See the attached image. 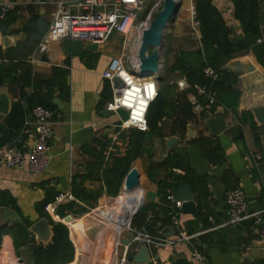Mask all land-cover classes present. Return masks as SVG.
<instances>
[{"label": "crops", "instance_id": "0c3cea01", "mask_svg": "<svg viewBox=\"0 0 264 264\" xmlns=\"http://www.w3.org/2000/svg\"><path fill=\"white\" fill-rule=\"evenodd\" d=\"M3 1L5 0H0ZM43 1L46 3L45 6L35 5L33 0H11L13 5L11 18L8 23L0 25V66L8 70L16 69L17 72L16 85L10 90L8 87L7 90L12 98V105L21 101L27 110L26 122L21 132L23 141L21 148L27 151L32 143L35 134L32 111L39 106L41 98L52 92L53 103L56 100L60 101L62 109L54 105L56 116L50 139L51 165L45 173L32 174L28 156L21 169L9 170L0 164V194L13 198L18 207L17 210L0 208V231L13 228L16 222L26 221L33 225L41 219L37 205L62 193L70 194L72 197L66 203L74 205V213L70 215L76 217L78 214L80 217L93 210H99L105 203L121 195L127 175L133 168H137L146 173V181L142 183L140 180L142 183L140 192L130 200L123 197L115 200L108 211H102L92 218L107 213L120 215V208L124 206L128 210L124 229L126 223L129 222L130 225L132 216L144 204V213L133 229L146 228L151 234L174 242L177 231L170 216L168 218L163 211L164 203L158 186V183L168 176V170L164 168L163 162L172 153L178 155L196 175V181L192 186L194 202L197 205L196 212L187 214L180 210L177 213L181 228L189 234L203 233L198 241L204 244V252L211 264H264V240L260 238L252 217L236 227L223 226L229 219L225 201V192L228 190H240L246 196L248 216L263 213L264 217V148L261 143L264 128L257 127L252 116L245 119L244 113L240 115L237 112L238 102L231 92V95L228 94L230 98L226 96L230 106L224 104L221 99L218 110L205 107L203 111L198 112L194 109L196 96L191 85L184 91L178 86V81L186 80L185 78L181 76L176 80L165 79L163 83L157 81L159 93L165 91L167 94L166 112L158 123L157 130L150 128L149 137L144 141V153L133 162L128 174L117 188H108L106 172L114 166L116 159L126 156L128 141L122 140L121 133H124L128 140L133 136L131 129L121 132L115 129L119 122L117 115L111 118L102 115L106 111V104L114 96L112 83L104 79L102 74L112 59L122 54L124 38L114 34L107 43L99 46L97 52L84 51L75 57H68L60 43L51 44L49 54H41L38 49L48 33L56 4L59 1L71 0ZM205 1L220 14L230 31V39L241 38L243 29L236 19L233 2ZM185 4V10H188V6L190 11L192 7L196 8L195 0H186ZM260 7L264 29V0H260ZM177 18L178 15L173 23L176 27L175 36L184 38L191 35L194 41L193 43L190 39H185L183 43L185 49L179 55L201 50L202 35L197 24L191 19L189 21L186 14L182 19ZM189 24H196L194 34L185 33L184 28ZM7 38L10 39V43L6 46ZM261 39L263 42L264 36ZM242 58L251 60L264 73V69L251 53L241 54L236 59ZM175 63L176 61L170 70ZM54 68L65 69L68 72L67 87L63 93L56 86L43 84L45 79L52 76ZM231 78L237 80L233 86L239 87V78L232 75ZM160 84H164V89L159 87ZM210 115L225 117L228 130L219 137H213L204 125V119ZM5 118L0 115V127L4 125ZM190 126L195 127L196 137L187 136ZM240 134L243 135L242 138ZM171 137L177 138L178 143L169 148L166 140ZM201 138L208 139L211 146L220 147L217 159H208L205 156L199 142ZM121 200H124L125 204L120 203ZM84 221L78 222L82 227L81 231L72 232L76 246L70 232V239L75 247L72 263H77L81 253L85 251ZM75 225L76 222L70 226L73 228ZM165 231H173L174 234L165 236ZM29 238L31 242L27 247L16 250L12 235H4L0 248V264L8 262L16 264V259L19 264H30V252L37 243L31 233ZM7 239L11 242L13 255H5L2 258ZM118 241L117 248L113 246L117 254L121 243L119 236ZM109 248L106 251L108 257L112 252ZM191 250L192 248L185 243L174 242L171 246L162 249L152 247L149 251L151 256L158 258L163 264H174L177 259H186L194 264ZM97 251L98 249L93 253ZM23 252L27 255L25 260L22 257ZM101 252L103 255V251ZM135 255L130 264H137L134 262ZM103 263L106 264V260H103Z\"/></svg>", "mask_w": 264, "mask_h": 264}, {"label": "built area", "instance_id": "2783aa9c", "mask_svg": "<svg viewBox=\"0 0 264 264\" xmlns=\"http://www.w3.org/2000/svg\"><path fill=\"white\" fill-rule=\"evenodd\" d=\"M149 0H71L59 1L52 13V23L44 41L40 44L38 52L49 54L53 43H60L65 39L83 41L85 44L103 45L114 34L124 38L122 54L112 59L102 77L113 85V99L106 104L105 110L119 117L115 125L118 131L135 129L142 133L150 131L148 113L151 104L159 96L158 83L152 78H139L136 73L140 69L139 50L137 45L142 44L143 35L154 20L155 9L145 15V7ZM164 1V0H163ZM162 2V1H161ZM160 2V4H161ZM38 6H45L43 0H33ZM13 8L11 0L0 2V23L7 19ZM194 18L196 8H191ZM141 36V40H140ZM262 42V39L257 41ZM229 70V64L220 69L206 67L203 70L204 77L210 81L208 85L195 84L192 87L196 96L194 109L198 112L207 108L220 106L219 93L215 88ZM125 110L128 113L126 121L118 115V111ZM218 110V108H217ZM56 112L43 106L35 107L32 111L35 134L27 151L21 148L22 136L14 141L0 146V164L9 170L21 169L26 157L32 174L45 173L51 165V135L55 125ZM261 159V158H259ZM176 174H184L183 171L174 169ZM72 199L70 194H58L54 201L45 207V212L55 223H65L66 218L74 221V215L60 217L58 210ZM171 205L169 213L172 225L176 229L174 242L185 243L192 248L191 259L194 264H211L204 252L202 243L198 241L203 233L189 234L181 228L178 212L183 206V201L174 200L173 194L168 196ZM225 201L228 207L229 219L223 226H238L249 217L254 219L259 236L264 240L263 213L248 216V201L240 190H228L225 192ZM196 205V203H195ZM197 207V205H196ZM69 228V227H68ZM70 230V229H69ZM128 240L130 245L121 242L118 248L116 264H130L136 249L145 245L151 248L162 249L171 246L174 242L166 238L151 234L146 228L141 230L131 229ZM121 248V249H120ZM137 252V251H136ZM151 252V251H150ZM151 256V255H150ZM150 264H163L158 258L151 256Z\"/></svg>", "mask_w": 264, "mask_h": 264}, {"label": "trees", "instance_id": "16d2710c", "mask_svg": "<svg viewBox=\"0 0 264 264\" xmlns=\"http://www.w3.org/2000/svg\"><path fill=\"white\" fill-rule=\"evenodd\" d=\"M195 1L196 16L198 19L197 26L202 35V49L196 52L181 53L170 70L171 73H179L186 79L191 87L195 84L209 85L210 81L207 80L203 74V70L206 67L220 69L244 53H251L253 57L256 58L257 63L264 69V41L262 43L257 42L258 39L264 36V29L262 27L263 21L260 17V0H231L235 7L236 19L240 22L243 29L242 37L234 40L230 39V31L226 28L218 11L205 0ZM10 18L11 14L9 13L7 19L2 21L0 25L8 23ZM16 73V69L8 70L0 66V90L4 86H8L10 90L16 85ZM231 75L236 76L230 70L224 72L221 80L215 84V88L219 93L220 105L221 99L224 97L222 102L230 106L227 97L230 98L228 94L231 95V91L228 86L236 85L237 81L235 78H231ZM27 76L29 77V74H27ZM67 77L68 72L65 69L54 68L52 76L45 79L43 84L53 87L56 86L63 93L67 87ZM166 97V92L161 91L157 99L150 106L148 123L152 130H157L158 123L162 120L166 112ZM39 101V106L52 110L55 109L52 92ZM26 113L27 110L21 101L13 103L10 114L5 118L4 125L0 127V146L11 143L21 135L26 122ZM251 116L252 115L249 113H244L245 119ZM131 131L133 132V136H131L129 140L125 138L124 133H121L122 140L128 141L126 156L116 159L114 166L106 172V184L110 189L118 187L123 178L130 171L133 162L144 153V141L148 139L149 133H142L134 129H131ZM199 142L208 159H217V155L221 151L218 145L211 146L206 138L199 139ZM163 166L168 170V176L159 182L158 186L164 203L163 211L169 218L171 205L168 201V196L174 193L180 186L186 184L194 186L196 175L176 154L170 153L163 162ZM174 169L181 170L184 174H176L173 172ZM168 191L170 192L168 193ZM54 199L55 197L53 199L47 198L37 205V211L41 218H48L51 225H53L54 238L52 243L47 247L37 244L32 247L30 252V264H70L74 261L75 247L70 239L69 229L61 223L53 222L45 212V207L53 202ZM0 208L18 209L16 201L6 194H0ZM73 213V204H64L58 210V214L62 218L67 214ZM143 213L142 209L138 218H140ZM76 216L79 215L77 214ZM31 226V222L24 221L16 222L11 229H2L0 231V248L3 236L8 234L12 235L16 250H19L21 247H27L31 242L29 238ZM5 255H13L11 242L8 239L4 246L2 258Z\"/></svg>", "mask_w": 264, "mask_h": 264}, {"label": "water", "instance_id": "95a60500", "mask_svg": "<svg viewBox=\"0 0 264 264\" xmlns=\"http://www.w3.org/2000/svg\"><path fill=\"white\" fill-rule=\"evenodd\" d=\"M181 3L178 0H164V7L151 23L143 35L142 44L139 50L140 69L136 75L139 78H154L159 80L161 74V56L162 50L165 46V39L171 25L176 20L180 11ZM194 23H198L197 16H194ZM10 43V39L5 40L6 46ZM60 47L68 57H75L81 55L84 51L97 52L99 45L85 44L83 41L65 39L60 42ZM229 69L240 80V86L229 85L234 99L238 102L237 112L242 115L249 113L252 115L257 127L264 128V73H262L257 66L249 59H234L229 63ZM178 86L181 90H187L189 84L186 80H179ZM8 86H4L0 90V115L7 117L12 109V98L8 93ZM54 105L62 109L60 101H54ZM102 115L105 118H111L113 114L104 111ZM118 115L123 121L127 120L128 113L125 110L118 111ZM204 125L209 130L213 137H219L228 130V125L224 116L210 115L204 119ZM188 137H196L197 133L194 126L189 127ZM242 138V134L239 135ZM167 146L172 148L178 143V139L171 137L166 140ZM261 143L264 148V136L261 137ZM141 173L137 168H133L127 175L124 184L123 192L131 193L141 188ZM174 200L183 201L181 208L183 213L192 214L196 212V205L194 202V193L192 186L186 184L180 186L174 192ZM140 209V208H139ZM138 209V211H139ZM137 211V212H138ZM71 218L67 217L66 221ZM30 233L34 235L37 245L47 247L54 238V227L51 225L48 218H41L30 227ZM174 232L165 231V236H170ZM125 245H130V240H124ZM134 262L137 264H150L151 256L147 246L139 247L134 257ZM174 264H191L186 259H177Z\"/></svg>", "mask_w": 264, "mask_h": 264}, {"label": "rangeland", "instance_id": "374dc122", "mask_svg": "<svg viewBox=\"0 0 264 264\" xmlns=\"http://www.w3.org/2000/svg\"><path fill=\"white\" fill-rule=\"evenodd\" d=\"M178 1L181 3V8H180V11H179L177 19H182V17L186 14L187 17H189V21H191V20L194 21V18L193 17L191 18V15H190V13H191V11L189 10L190 7L188 6V10H185L186 0H178ZM160 2L162 4H160ZM163 7H164V1L163 0H149L148 3L146 4V7H145L146 8L145 9V15L147 16V14L149 12H151L153 9H155V13H154V18H155L156 15L160 11H162ZM193 25H194V27H193ZM195 25L196 24H189V25L185 26V28H184L185 33L186 34H188V33L189 34H194L195 33V29H196ZM175 31H176V27L173 26V24H172L170 29L168 30V33H167V36H166V39H165V46H164V48L162 50V56H161L162 70H161V74L159 75V80H160L159 82L160 83L161 82L163 83V81L165 79L176 80L177 78L181 77V75H179V74L171 73L170 72V68H171L172 64L176 61L179 53L183 49H185L183 43L186 40H188V39H190L191 42L194 43V41L192 40V36L191 35H189V36L187 35L184 38L183 37L179 38L178 36H175V33H174ZM159 87L164 89V84H160ZM222 99H224V97ZM139 171L141 173V179L140 180L142 181V183H144L146 181V173H145V171H141V170H139ZM142 183H141V185H142ZM119 198H121V196H119L118 198H116L114 200L108 201L99 210H93L89 214L81 215L80 217L76 216L75 219L78 220L79 222H81V221L85 220V218H87V217L88 218H92L93 216L99 214L102 211H108L113 206L115 200H117ZM120 203L125 204V201L121 200ZM143 206H144V204L139 207L140 208L139 211L137 210L138 212L136 211L135 214L132 216L131 221H130V225H129V222H128V224L126 223L127 226L124 229H123V227H124L125 220H127L128 210L124 206L121 207L120 208L121 210H120L119 214L121 212H123V213H121L120 215H115L114 214L113 215L114 219H113V221L111 220L112 223H111V226L108 229L109 230L108 231V238H107L106 242H104V246H103L104 250H102L103 248L101 247V249L98 250L97 252L93 253V255H91L89 253L86 256H84L82 259L79 257L78 262L79 261L80 262L79 263L77 262V263L78 264H104L103 260H106V264H109V263L113 264L115 262L114 258L117 256V251H115L113 246L115 245V247L117 248V244H119L118 236L120 237L122 243H123L124 240H128L130 238V235H131L130 230L133 229V226L135 225V223H137V220L139 219L138 215L140 214L141 210L143 209ZM122 220H124V221H122ZM128 220H129V216H128ZM76 229L78 231H81L82 227L77 224L76 225ZM120 230H122V231L118 232ZM71 238H72L74 244L77 245L75 237H73L72 234H71ZM92 238H93V241L95 242L96 238H95L94 235H93ZM108 247H110L109 250L112 251L110 257H108V253L106 252ZM94 250H97V248H95ZM101 251H103V255H102ZM23 253H24V255L22 257L25 260L27 258V255L25 254V252H23ZM16 264H19L17 259H16Z\"/></svg>", "mask_w": 264, "mask_h": 264}, {"label": "bare ground", "instance_id": "6f19581e", "mask_svg": "<svg viewBox=\"0 0 264 264\" xmlns=\"http://www.w3.org/2000/svg\"><path fill=\"white\" fill-rule=\"evenodd\" d=\"M150 26H151V24L150 25L148 24V29H149ZM140 40H141V36H140ZM139 48H140V44L137 45V49L136 50H139ZM140 190H141V188H139V189H137V190H135L134 192H131V193L122 192L120 196L123 197L124 199L130 200L138 192H140ZM121 213H123V212H121ZM113 215L114 214H112V213H107L105 215H100V216H97V217H94V218H91V219H85V221L83 222V226H84L83 239H84L85 251L81 253V259L84 256H86L87 254H89V253L91 255H93V251H95L94 250L95 248L100 250L102 245H104V242H106V240L108 238V231H109L108 229H109V227L111 226V223H112L111 220L113 221V219H114ZM74 222H76V224H79L78 220L65 221V223H67L72 235H73V233H72L73 231H78L76 229V225L73 228L70 226L71 223H74ZM93 235L96 238L95 239L96 243L93 241V238H92ZM116 261H117V257L115 259L114 264H116ZM78 263H70V264H78ZM8 264H15V262H11V263L8 262Z\"/></svg>", "mask_w": 264, "mask_h": 264}]
</instances>
